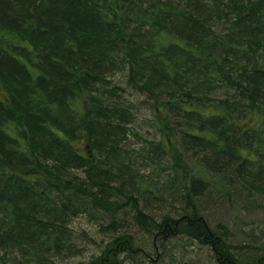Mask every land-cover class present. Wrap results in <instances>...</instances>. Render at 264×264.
Instances as JSON below:
<instances>
[{
    "label": "trees",
    "instance_id": "16d2710c",
    "mask_svg": "<svg viewBox=\"0 0 264 264\" xmlns=\"http://www.w3.org/2000/svg\"><path fill=\"white\" fill-rule=\"evenodd\" d=\"M263 211L264 0H0V264L63 261L85 214L119 234L89 264H145L128 224L264 264Z\"/></svg>",
    "mask_w": 264,
    "mask_h": 264
},
{
    "label": "rangeland",
    "instance_id": "374dc122",
    "mask_svg": "<svg viewBox=\"0 0 264 264\" xmlns=\"http://www.w3.org/2000/svg\"><path fill=\"white\" fill-rule=\"evenodd\" d=\"M137 99V97H136ZM146 99V98H144ZM144 99L141 98L139 100V104L141 102H144ZM147 100V99H146ZM135 107H138L137 102H135ZM143 108L141 109L142 114L144 117L147 119L150 118V112H151V107L149 102H145L144 105L142 106ZM134 129H138L141 132H143V136L145 140H153L156 138V132L151 126L149 125L148 122L142 124L138 123L131 126ZM168 173V171H166ZM161 174V173H160ZM159 174V175H160ZM158 173L154 175L153 177H156L154 181H160L161 179L159 178ZM166 203V202H165ZM225 209V208H224ZM211 215V214H210ZM223 215H221L222 217ZM260 218L257 219V222H263L262 224H255L253 223V226H247L243 227V231H248L251 232L254 231L255 235L258 236V233L260 230H264V211L262 214L258 215ZM211 217V216H210ZM220 216L217 217H211V222L214 224L213 226H216L218 224H223L226 225L228 224L230 230L233 232H237L241 224L238 222L231 221L230 219L227 220V218H221ZM241 218H245L243 215ZM249 223H252L253 220L247 221ZM226 223V224H225ZM129 229V235L131 237L130 240L134 242V250L131 256H139L142 255L143 261L145 264H175L176 260L180 263L182 262L183 264H217L215 259L212 257V252L208 248H201L198 247L197 245H194V243L187 241V239L184 238H177L173 239L170 242H167V251L165 253L161 252V248L159 249V255L155 254L154 251L152 250L150 253V247L151 244L147 239L145 238L144 234L140 231L139 228H136L134 225L128 224ZM71 227L76 231L79 232L77 233L78 235H81L83 240L80 241V244L77 248L76 253L69 254L68 256L63 258V261L56 262V264H89L90 262L96 260L99 258V256L102 255V253L107 250L108 245H113L114 239L117 237V235H112L111 233H104L103 231H100L98 228V224L95 222H90L89 221V216L87 214L82 215L78 218H76L73 221V224ZM100 231V233H99ZM257 233V234H256ZM116 234V233H115ZM237 234V233H234ZM261 237V236H260ZM263 237V236H262ZM259 242L264 243V238H260ZM119 250V249H118ZM117 250V251H118ZM126 251L123 250L122 254L119 256H113L112 259H108V261L111 264H135L136 261L139 260H132V258L129 257V254L124 253ZM145 251V252H144ZM117 253V252H116ZM74 254V255H73ZM150 254V255H148Z\"/></svg>",
    "mask_w": 264,
    "mask_h": 264
},
{
    "label": "bare ground",
    "instance_id": "6f19581e",
    "mask_svg": "<svg viewBox=\"0 0 264 264\" xmlns=\"http://www.w3.org/2000/svg\"><path fill=\"white\" fill-rule=\"evenodd\" d=\"M190 238L191 237H188V239L187 238H185V239H187V241H189L190 240ZM264 250V249H263ZM162 252V251H161ZM163 253V252H162ZM157 255H159V251L156 253Z\"/></svg>",
    "mask_w": 264,
    "mask_h": 264
}]
</instances>
